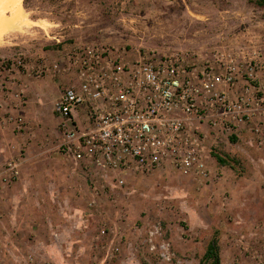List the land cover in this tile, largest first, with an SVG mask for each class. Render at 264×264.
Returning <instances> with one entry per match:
<instances>
[{
    "label": "rangeland",
    "instance_id": "obj_1",
    "mask_svg": "<svg viewBox=\"0 0 264 264\" xmlns=\"http://www.w3.org/2000/svg\"><path fill=\"white\" fill-rule=\"evenodd\" d=\"M23 3L39 23L5 35L0 46V264H208L214 235L221 264H264V137L250 121L210 134L206 176L168 165L93 194L59 149L54 105L77 84L76 73H39L57 51L88 44L199 64L233 59L244 84L251 71L264 90V7L257 0ZM253 124L264 129L262 101Z\"/></svg>",
    "mask_w": 264,
    "mask_h": 264
},
{
    "label": "built area",
    "instance_id": "obj_2",
    "mask_svg": "<svg viewBox=\"0 0 264 264\" xmlns=\"http://www.w3.org/2000/svg\"><path fill=\"white\" fill-rule=\"evenodd\" d=\"M58 55L39 73H76L77 84L67 86L54 105L63 136L59 149L84 171L93 194L100 186L123 188L131 174L168 165L179 174L206 176L213 132L250 121L251 131L264 137L253 124L264 104L263 86L251 71L244 84L233 59L199 64L180 54L138 50L125 56L88 44ZM82 106L85 117L75 118ZM9 166L13 171L17 164Z\"/></svg>",
    "mask_w": 264,
    "mask_h": 264
},
{
    "label": "bare ground",
    "instance_id": "obj_3",
    "mask_svg": "<svg viewBox=\"0 0 264 264\" xmlns=\"http://www.w3.org/2000/svg\"><path fill=\"white\" fill-rule=\"evenodd\" d=\"M23 2L24 0H0V46L5 40V35L23 26L39 23L29 17Z\"/></svg>",
    "mask_w": 264,
    "mask_h": 264
},
{
    "label": "trees",
    "instance_id": "obj_4",
    "mask_svg": "<svg viewBox=\"0 0 264 264\" xmlns=\"http://www.w3.org/2000/svg\"><path fill=\"white\" fill-rule=\"evenodd\" d=\"M257 4L261 7H264V0H257ZM217 159L221 164H226L229 161V159H225L219 155H217ZM219 250V238L217 235H214L210 240L204 254V259L206 260V262H208V264H221Z\"/></svg>",
    "mask_w": 264,
    "mask_h": 264
},
{
    "label": "crops",
    "instance_id": "obj_5",
    "mask_svg": "<svg viewBox=\"0 0 264 264\" xmlns=\"http://www.w3.org/2000/svg\"><path fill=\"white\" fill-rule=\"evenodd\" d=\"M58 54H59V52L57 51V52H56V55H58ZM53 55H55V54H53Z\"/></svg>",
    "mask_w": 264,
    "mask_h": 264
}]
</instances>
